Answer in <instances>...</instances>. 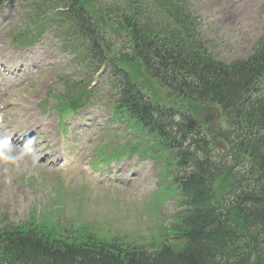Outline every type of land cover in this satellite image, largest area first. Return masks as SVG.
Listing matches in <instances>:
<instances>
[{
    "label": "trees",
    "instance_id": "trees-1",
    "mask_svg": "<svg viewBox=\"0 0 264 264\" xmlns=\"http://www.w3.org/2000/svg\"><path fill=\"white\" fill-rule=\"evenodd\" d=\"M33 4L37 18L49 10L47 6L59 10L61 20L74 27V35L92 36L94 30L85 18L89 15L102 31L122 36L131 55H122L123 65L116 62L110 71L121 73L111 80L114 114L126 117L136 131L148 130L154 138L149 147L163 149L160 158L168 152L174 155L171 193L178 194L179 207L161 228L163 241L149 243L150 249L85 225L68 235L33 216L30 225L3 223L0 264H264V38L246 60L224 64L186 56L181 66L169 67L163 62L165 45L183 35L179 24L190 21L184 4L172 0ZM183 37L186 51L196 55L197 43L185 45L190 37ZM152 51L158 62L150 59ZM122 67H130L134 75L122 72ZM139 75H148L144 82L153 88L152 95L156 85L168 88L164 97L168 108L160 107L161 93L160 101L146 97ZM82 100L80 93L74 109ZM215 112L219 126L216 118L206 120ZM176 114L183 116L181 121H174ZM214 134L231 145L226 154L211 146ZM135 150L133 146L129 152Z\"/></svg>",
    "mask_w": 264,
    "mask_h": 264
},
{
    "label": "rangeland",
    "instance_id": "rangeland-1",
    "mask_svg": "<svg viewBox=\"0 0 264 264\" xmlns=\"http://www.w3.org/2000/svg\"><path fill=\"white\" fill-rule=\"evenodd\" d=\"M185 1L199 20L200 36L218 61L230 63L247 57L264 35V0ZM14 5L0 10V55L26 56L33 49H49L50 53L59 56V60L41 61L36 69L23 65L16 77L10 75L8 79L0 69V112L2 104L8 105L2 124L8 130L13 126L20 127L22 131L18 141L22 143V134L29 123L35 119L41 121L34 135L38 144L35 151L26 150L24 143L21 146H13V142L5 144L4 139L11 133L5 129L3 133L0 132V220L5 217L11 223H19L27 218L33 207L41 212V206H47L56 193L57 206L66 203L57 221L64 224L87 220L103 232L131 235L139 241L147 240L158 223L169 222L166 215L175 211V203L170 199L160 206V214L155 222L148 224L140 218L153 214L147 205L159 186L158 174L162 178L165 176L168 163L164 157L157 164L152 157L140 159L136 155L104 165L95 163L98 145H119L132 134L130 130L122 134L124 125L111 117L108 107L111 102L106 96L90 97L88 107H83L65 120L61 131L56 128L57 115L48 107L54 101L48 91L52 86V93L62 94L65 91L58 72L63 70L62 73H73L75 76L77 70L73 55L56 51L57 40L53 35L55 24L46 27L41 41L32 48L11 45L9 34L20 27V21L23 26L30 23V20L23 19L25 12L14 8ZM50 17L53 21L57 16ZM48 67L47 79L41 81ZM103 77L102 72L98 78L90 80V83L93 81L91 86L101 87V95L108 91V83L100 81ZM143 86L151 91L150 87ZM93 93L96 94V91ZM26 102L32 103L31 111L23 114L22 108ZM115 134H118L117 138H113ZM13 140L16 142L15 137ZM40 148L41 152H38ZM155 150L163 151L159 147ZM54 152L58 164L45 159L46 155ZM158 167L159 171L156 170ZM88 173L95 174L99 181L95 182ZM72 194L75 201L67 198Z\"/></svg>",
    "mask_w": 264,
    "mask_h": 264
},
{
    "label": "bare ground",
    "instance_id": "bare-ground-1",
    "mask_svg": "<svg viewBox=\"0 0 264 264\" xmlns=\"http://www.w3.org/2000/svg\"><path fill=\"white\" fill-rule=\"evenodd\" d=\"M0 52H1V48H0ZM15 56L14 55H10L8 57H6L5 55L1 56L0 55V66H4L5 68H7V71L11 73V69L14 67L13 70L16 69V64H13L11 65L10 64V60L14 59ZM27 62L34 65L35 63H37L39 60H44V61H47L49 62L50 60H52L54 58V56L50 55V54H47V53H43V54H37V53H34L33 55L31 56H27ZM49 69H47L43 75H42V78H41V81H44L47 79V75H46V72L48 71ZM6 101V100H5ZM29 105V104H27ZM6 108V107H4ZM8 112V109H4V113H7ZM41 126V121H38L37 119L31 121L28 125V127H26L24 133L22 134L23 138H22V143H25L26 144V148H30L32 151H35L36 148H37V143L35 142L36 140V137L34 135H36V127H39ZM30 128L32 130H30ZM3 129L5 130H8V127L7 126H3ZM9 132L12 133L13 137L17 138L16 142H14V144L16 145H21V142H19L18 140L20 139V136H21V131L22 129L20 127H16V126H13L12 129H9L8 130ZM27 134H25V132H27ZM50 138V136H49ZM52 139V138H50ZM39 152V151H38ZM49 157V156H48ZM47 157V158H48Z\"/></svg>",
    "mask_w": 264,
    "mask_h": 264
},
{
    "label": "water",
    "instance_id": "water-1",
    "mask_svg": "<svg viewBox=\"0 0 264 264\" xmlns=\"http://www.w3.org/2000/svg\"><path fill=\"white\" fill-rule=\"evenodd\" d=\"M215 143L218 146V148L220 149L221 152H225L228 150V145L226 142L223 141L222 138H220L219 136L215 137Z\"/></svg>",
    "mask_w": 264,
    "mask_h": 264
}]
</instances>
